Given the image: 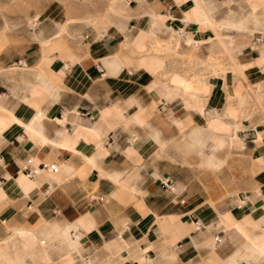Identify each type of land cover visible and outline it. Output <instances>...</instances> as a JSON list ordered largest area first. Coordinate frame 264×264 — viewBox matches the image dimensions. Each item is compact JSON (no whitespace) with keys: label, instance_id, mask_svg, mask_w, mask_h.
Instances as JSON below:
<instances>
[{"label":"crops","instance_id":"0c3cea01","mask_svg":"<svg viewBox=\"0 0 264 264\" xmlns=\"http://www.w3.org/2000/svg\"><path fill=\"white\" fill-rule=\"evenodd\" d=\"M50 1L0 14V264H264V129L227 106L230 61L264 64V0ZM238 38L262 43L239 65ZM224 149L257 188L190 196ZM29 160L60 170L30 179Z\"/></svg>","mask_w":264,"mask_h":264},{"label":"rangeland","instance_id":"374dc122","mask_svg":"<svg viewBox=\"0 0 264 264\" xmlns=\"http://www.w3.org/2000/svg\"><path fill=\"white\" fill-rule=\"evenodd\" d=\"M46 1L49 3L51 2L50 0H15L14 3L5 5L3 7L1 6L2 3L0 1V14H5L9 17H13L18 15V13L22 14V12L25 11L23 7L27 8V10H33ZM57 1L62 2L63 4L66 3V0ZM96 1L97 0H81V4L85 7H90L92 5H95ZM243 4V0H233L232 4L226 7L225 10H227L228 8L242 10L244 8ZM32 21L33 20H28L27 24L32 28L31 37L33 39H36L34 33L36 28L35 26H33V23H31ZM238 39H247V41H239L240 43H246L243 45L245 46L244 48L242 47L243 49H248V47L250 46L254 47V50H251L249 52L242 51L241 53L236 52L234 54V56L240 55V57L235 56V59L237 58L235 62L237 64H244L247 63V59L255 58V56L258 54V49L261 48L262 43H257L254 38ZM45 42L43 41V43ZM10 43V45L16 44L15 42L12 44V41H10ZM230 63L231 65L229 71L232 73L233 82L234 84L236 83L238 85V88L234 93H232L231 97L227 99V106H229L231 110L238 113L242 109L245 110V116L249 114L251 123H249L248 120H244V123H247L250 126H256L257 130H262L264 129V81L257 84H251L246 77L245 70L251 69L264 72V64L260 61L254 60L251 61L250 64L242 66L240 70L233 65L232 61H230ZM215 65L218 72H221L223 74L226 71L222 58L216 60ZM238 95L245 96L244 104L240 105ZM248 133L254 132L247 131L239 134L243 141L244 139L246 141L250 140L249 138L251 137L247 139L244 137V135H247ZM219 155L220 158L226 159V163L218 172L205 175L200 174L195 170H191L189 173L190 175H186V178H188L191 183V185H186L187 192L190 196L198 198L200 201L202 200L207 203L208 201H217L218 199L224 198V194L231 193V195L225 196V199L230 200L232 196H236L237 200L238 195L248 194L249 191H254L257 188V184L254 183V176H251L250 174L251 168L253 167V161L250 154H248L246 150L240 153L235 151L230 152L227 149H224L219 152ZM93 193L94 190L90 188L89 195H92ZM236 200L231 202L232 205H234ZM30 212L31 211H29V213ZM6 228H8V224L6 225Z\"/></svg>","mask_w":264,"mask_h":264},{"label":"built area","instance_id":"2783aa9c","mask_svg":"<svg viewBox=\"0 0 264 264\" xmlns=\"http://www.w3.org/2000/svg\"><path fill=\"white\" fill-rule=\"evenodd\" d=\"M1 27V25H0ZM16 67H25V62L23 61H18L17 64H15ZM160 110L162 111V108H160ZM60 170V167L58 164L56 163H51V164H47V163H43V164H36L34 161L29 160L24 166H23V172L26 174V176L30 179H35L38 178L42 175H44L45 173H58ZM163 187L168 188V189H172L171 185H167V184H162ZM90 200H94V201H103V198L101 197H94L92 195L89 196ZM245 205V198L241 197L240 199V206H244ZM31 208V206H30ZM193 224L195 226L196 229H199L201 227L199 221L197 219H193ZM215 242L219 243L220 239L217 237L215 238Z\"/></svg>","mask_w":264,"mask_h":264},{"label":"bare ground","instance_id":"6f19581e","mask_svg":"<svg viewBox=\"0 0 264 264\" xmlns=\"http://www.w3.org/2000/svg\"><path fill=\"white\" fill-rule=\"evenodd\" d=\"M122 1H124V0H122ZM34 24V23H33Z\"/></svg>","mask_w":264,"mask_h":264}]
</instances>
